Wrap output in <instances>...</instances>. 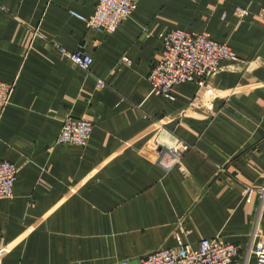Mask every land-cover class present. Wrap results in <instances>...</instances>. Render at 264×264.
Here are the masks:
<instances>
[{"label":"crops","instance_id":"1","mask_svg":"<svg viewBox=\"0 0 264 264\" xmlns=\"http://www.w3.org/2000/svg\"><path fill=\"white\" fill-rule=\"evenodd\" d=\"M99 1L0 0V81L16 85L0 161L19 171L0 199V264H141L212 238L239 247L232 264H255L264 207L242 190L264 185V0H139L114 33L72 14L88 18ZM170 29L207 33L238 61L203 88L152 94ZM55 45L91 55V69ZM66 115L92 123L88 147L58 144ZM177 140L191 146L187 177L158 163Z\"/></svg>","mask_w":264,"mask_h":264},{"label":"built area","instance_id":"2","mask_svg":"<svg viewBox=\"0 0 264 264\" xmlns=\"http://www.w3.org/2000/svg\"><path fill=\"white\" fill-rule=\"evenodd\" d=\"M139 0H100L90 17L72 13L73 16L85 21L88 28L97 33H114L119 25L130 20L138 8ZM248 15V12H244ZM264 13L261 14L263 16ZM164 44L162 59L152 69L149 76L151 93L167 99H173L171 91L174 87L191 82L201 88L213 80L220 71L222 61H238L237 53L228 45L216 42L207 33H191L178 29H170L161 36ZM57 50L74 66L83 71H89L93 64V57L83 50L68 51L60 45ZM105 82L99 81L98 87L103 89ZM15 83L0 81V116L11 104L15 92ZM199 104L196 103V106ZM93 125L89 120L66 115L63 120L60 145H75L88 147ZM191 149L181 140H177L171 148L158 149V163L166 169L179 166L184 176H188L182 159ZM170 158V161H165ZM224 166L220 173L225 172ZM18 168L8 161H0V199L14 196L15 182ZM244 200L251 202L258 195L261 208L264 207V185L260 189L247 187L242 190ZM250 257L255 264H264V235L257 229L251 238ZM198 249L192 246H182L179 249L160 248L143 256L141 264H232L239 256V247L223 241L221 238L203 240ZM119 264H128L127 261Z\"/></svg>","mask_w":264,"mask_h":264}]
</instances>
